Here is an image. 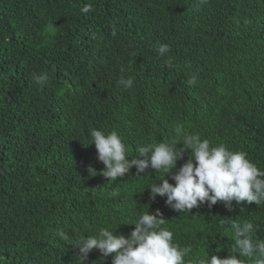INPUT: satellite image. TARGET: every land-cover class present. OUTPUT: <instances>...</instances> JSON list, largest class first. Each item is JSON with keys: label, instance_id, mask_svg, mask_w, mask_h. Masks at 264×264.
Listing matches in <instances>:
<instances>
[{"label": "trees", "instance_id": "trees-1", "mask_svg": "<svg viewBox=\"0 0 264 264\" xmlns=\"http://www.w3.org/2000/svg\"><path fill=\"white\" fill-rule=\"evenodd\" d=\"M177 124L264 171V0H0V264H80L76 239L101 227L128 236L134 225L121 223L147 206L174 242L192 245L186 261L226 257L232 220L253 222V242L264 240V203L181 215L166 197L150 200L155 170L99 174L93 128L117 131L131 157ZM101 259L94 250L86 264Z\"/></svg>", "mask_w": 264, "mask_h": 264}, {"label": "clouds", "instance_id": "clouds-1", "mask_svg": "<svg viewBox=\"0 0 264 264\" xmlns=\"http://www.w3.org/2000/svg\"><path fill=\"white\" fill-rule=\"evenodd\" d=\"M82 11H90V7L86 5ZM168 51L166 44L158 48L161 56ZM33 78L41 85L47 80L43 75ZM196 80L197 75L193 74L188 83L195 84ZM119 83L127 89L134 81L121 78ZM174 133L167 142L137 145L136 155L131 157L126 143L115 130L105 132L93 128L89 133V145L94 144L97 160L104 165L99 174L109 182L129 174L133 167L137 177L149 168L155 170L161 179L146 188L150 200L155 201L157 196L166 197L165 205L181 215H189L192 209L205 204L212 208L218 202H222L229 212L233 211L234 201L237 207L244 202L248 205L264 203V171L250 161L245 152L232 151L224 144L212 146L200 134L186 132L182 124H177ZM186 151L191 155L177 169V162L184 159ZM87 172L89 176L97 175L91 165ZM147 209L131 224L121 223L134 225L128 236L117 235L118 228L113 231L110 227H101L93 235L76 239L74 247L78 252L75 260L86 264L90 253L97 250L102 259L96 264H104V258L108 257H111V264H246L244 258L251 259L252 264H264V240L253 242L255 226L249 220H232V238L226 257L220 258L209 250L206 257L197 255L186 261L185 258L193 252L192 245L174 242V232L165 226L168 221L160 210L150 213L148 206ZM224 223L225 218L220 220L221 225Z\"/></svg>", "mask_w": 264, "mask_h": 264}]
</instances>
